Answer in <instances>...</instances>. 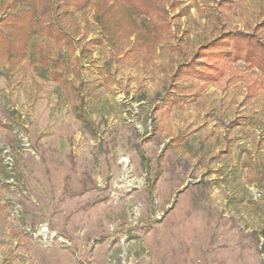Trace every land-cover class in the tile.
<instances>
[{
	"label": "rangeland",
	"instance_id": "374dc122",
	"mask_svg": "<svg viewBox=\"0 0 264 264\" xmlns=\"http://www.w3.org/2000/svg\"><path fill=\"white\" fill-rule=\"evenodd\" d=\"M34 1L0 55V264H264V76L201 51L264 40V0Z\"/></svg>",
	"mask_w": 264,
	"mask_h": 264
},
{
	"label": "trees",
	"instance_id": "16d2710c",
	"mask_svg": "<svg viewBox=\"0 0 264 264\" xmlns=\"http://www.w3.org/2000/svg\"><path fill=\"white\" fill-rule=\"evenodd\" d=\"M14 10L7 14L0 25V55H9L13 58H23L26 55L27 47L31 37L42 32L43 17L35 6L34 0H29L22 7H19L15 0ZM81 1V0H64ZM88 3L89 0H82ZM135 15L139 16H159L163 15L165 9L162 8L158 0H122ZM42 13H45L43 11ZM43 19V20H42ZM42 20V21H41ZM45 22V21H44ZM46 30L54 35L58 40L62 39V34L53 22L46 23ZM203 53L214 57H222L231 62L242 61L251 67L259 69L264 76V40L258 35L242 30L229 31L221 34L212 40L205 48ZM196 71L193 64L187 66ZM198 73V72H197Z\"/></svg>",
	"mask_w": 264,
	"mask_h": 264
}]
</instances>
